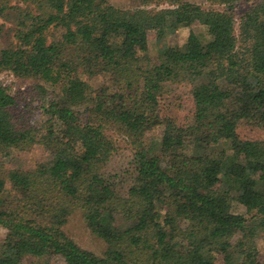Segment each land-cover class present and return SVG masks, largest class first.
I'll list each match as a JSON object with an SVG mask.
<instances>
[{
  "label": "trees",
  "instance_id": "trees-1",
  "mask_svg": "<svg viewBox=\"0 0 264 264\" xmlns=\"http://www.w3.org/2000/svg\"><path fill=\"white\" fill-rule=\"evenodd\" d=\"M202 1L223 8L0 0V17L17 19L16 42L0 43V72L28 82L42 78L65 96L42 102L46 132L36 138L16 122V97L0 84L4 155L35 143L52 150L34 174L0 167V226L7 229L0 264L26 258L45 264L50 254L66 264H258L264 138L241 137L239 127L245 120L264 130V0L239 19L235 6L242 0ZM193 23L207 30L190 28L162 45L158 63L142 64L149 31L161 43L167 32ZM54 29L61 32L55 40ZM99 73L110 85L94 93L88 80ZM182 83L191 84V120L167 118L147 147L144 138L160 119L162 102ZM111 129L134 147L131 172L101 171L115 148ZM7 178L19 192L14 212L5 208L12 202ZM76 209L107 242L103 256L64 231Z\"/></svg>",
  "mask_w": 264,
  "mask_h": 264
},
{
  "label": "rangeland",
  "instance_id": "rangeland-1",
  "mask_svg": "<svg viewBox=\"0 0 264 264\" xmlns=\"http://www.w3.org/2000/svg\"><path fill=\"white\" fill-rule=\"evenodd\" d=\"M115 6L123 8H135V7H165L171 6L177 3H188L200 5L204 8H223V6L202 0H108ZM258 0H242L235 6L237 12V18L243 14L250 6L256 3ZM0 43L7 45L11 41L16 42L14 36V26L17 25V19L11 17L6 19L0 17ZM190 28H196L201 31H206L207 28L203 25H197L193 23L190 26H181L174 31H169L165 34V38L161 43L156 40V34L154 31H149L148 34V60L143 59L142 64L144 66L148 64L153 65L158 63L159 49L162 45H172L178 38L187 35ZM60 30L54 29L50 34L51 39H57L60 37ZM236 33H239L238 21L236 22ZM87 79V77L85 76ZM91 84L94 93L106 90L110 85L109 76L105 73H99L88 80ZM0 84L8 85L12 94L16 97L15 104L11 109L14 113L16 122L23 129H31L34 131L36 138L41 137L46 132V116L43 113L41 104L43 101L49 100L55 96L62 97L60 90L57 86L51 85L44 79L36 77L29 82L19 79L9 70L0 72ZM41 84L45 87V90H41L36 85ZM83 110V108H80ZM160 119L153 124L146 132L144 142L146 146L152 145L158 140V136L163 132L165 122L167 118H173L179 124L187 123L191 120L194 112V101L191 95V84L182 83L175 87V89L169 93L160 106ZM245 120L241 121L239 127V134L241 137L251 138H264V130L260 128H253L250 125L245 124ZM110 138L112 139L115 148L104 164L101 171L106 175L113 174L115 172L122 173L128 171L132 167V159L134 153V147L127 139L125 134L121 133L117 129H111L108 131ZM52 150L42 143H35L29 149L24 151H13L8 155H4L0 149V167H4L6 171L17 169L22 171H30L34 174L38 170L39 166L46 163L51 158ZM131 172V170L129 171ZM124 178L126 176H123ZM127 178V177H126ZM128 183L126 182L125 185ZM7 187L10 189L12 198L11 204H7L6 210L14 212L17 211L16 206L19 203L17 197L19 192L14 187V182L7 178ZM10 203V202H9ZM238 211L247 214L245 208L238 207ZM64 231L72 237L77 244L85 249H89L95 252L99 256H103L107 249V242L104 238L95 234L83 217V213L80 209L73 211L67 218L66 223L63 225ZM7 229L0 226V241L5 238ZM257 244L259 247V254L256 257L255 262L258 264H264V231L257 237ZM28 259L23 260L22 264H28ZM45 264H66L62 255L50 254L44 259Z\"/></svg>",
  "mask_w": 264,
  "mask_h": 264
}]
</instances>
